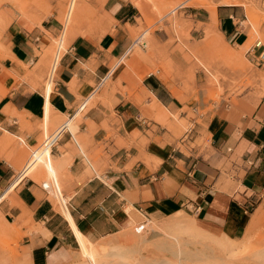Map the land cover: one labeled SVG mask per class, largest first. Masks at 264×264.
I'll return each mask as SVG.
<instances>
[{
	"label": "crops",
	"instance_id": "crops-1",
	"mask_svg": "<svg viewBox=\"0 0 264 264\" xmlns=\"http://www.w3.org/2000/svg\"><path fill=\"white\" fill-rule=\"evenodd\" d=\"M89 1L105 14L110 31L101 38L79 36L71 41L49 96L52 107L47 120V95L41 90L27 92L29 85H19L17 77L24 73L20 62L39 64L36 52L51 43L48 34L57 36L64 30L61 22L48 19L32 32L10 28L7 38L11 56L0 61V89L9 90L0 97V213L22 232H28L22 227L27 220L35 227L23 239L31 264H70L80 251L82 237L98 243L131 228L135 220L129 209L139 217L157 221L184 211L202 225L240 239L251 222L250 210L264 204V95L245 121L247 127L240 131L238 140L235 127L219 118L203 117L211 143L218 141L214 149L220 154L228 158L236 150L244 151L240 161L232 164V184L228 186L215 166L218 157L207 160L198 151L182 153L177 147L181 126L173 123L172 133L154 120L161 113L165 117L164 109L175 112L178 108L175 100L166 105L161 102L156 92L164 84L156 76L147 77L137 92H129L131 79L119 85L128 67L118 62L127 58L134 28H139V12L133 1ZM216 1L221 32L233 44H245V32L239 31L229 15L236 6ZM254 52L264 66V45H258ZM103 79L113 83L104 95L106 103L93 107L78 126L85 152L76 134L68 129L51 148L55 171L65 174L62 213L45 188L54 192L50 182L41 187L27 176L16 183L20 171L15 164L22 152L13 146L12 155L10 148L4 154L2 148L9 140L3 137L7 132L20 139L22 147L32 149L39 144L45 125L52 130L62 123L51 135L54 138L63 124L74 123L85 111L76 113ZM197 129L203 130L200 126Z\"/></svg>",
	"mask_w": 264,
	"mask_h": 264
},
{
	"label": "rangeland",
	"instance_id": "rangeland-1",
	"mask_svg": "<svg viewBox=\"0 0 264 264\" xmlns=\"http://www.w3.org/2000/svg\"><path fill=\"white\" fill-rule=\"evenodd\" d=\"M33 1L0 0V61L11 56V45L7 38L10 28H21L32 32L36 28H41L48 19H57L62 24L60 28H65V23L61 19L68 13L67 15L74 20V27L68 40L67 36L65 38L67 42L63 43L64 51H67L71 41L79 36L101 38L110 31L111 25L107 22L105 14L94 8L89 0H40L39 6ZM132 1L139 12L137 19L139 28H134V41L127 58L118 62V64L123 62L128 67L126 74L118 81L119 85L123 80L131 79L129 92H137L143 89L142 83L147 77L156 76L164 84L157 87L156 92L161 102L166 105L171 99L175 100L178 108L175 112L164 109L165 117H161V113L154 120L172 133L170 126L173 123L181 126V135L176 137L177 147L182 153L190 155L198 151L199 154H204L207 160L218 157L219 160L216 161L215 166L221 171L223 180L229 186L232 184L229 175L232 164L240 161L244 151L236 150L228 158L220 154L214 149V146H218V141L211 143L212 135L207 131L208 125L203 121V117L219 118L225 121L226 125L235 127L234 137L238 140L240 131L247 127L245 121L254 114L258 106L255 107V105L263 97L264 66L261 65L254 50L258 45H264V0H230L233 2L232 5L231 3L223 4L236 6L229 15L233 16L231 19L234 20L239 31L246 34L247 41L241 46L233 44L221 32L216 0ZM63 32L64 30L57 36L48 34L51 43L47 47L41 46V52H36L40 60L38 65L33 67L20 62L24 73L17 77L19 85H29L30 88L27 89L29 93L41 90L46 94L47 89V102L50 101V93L55 87V82L48 80L49 69L58 42L64 37ZM112 85L113 83L109 80L98 93L89 96L91 98L85 111L74 123L68 121L61 126L54 141L48 145L49 148L42 146L45 142H49L53 132L62 123L52 130H48L45 125L39 144L32 149L22 147L21 140L7 132L3 137L9 140L2 148L4 154L9 148L11 154L13 146L21 149L22 153L17 155L18 163L15 164L17 171H20L18 177L22 174L34 178L41 187L44 182H50L54 193L50 192L49 198L59 212L63 213L65 209L66 201L62 193L65 174L63 170L55 171L53 162L50 167L45 164V160L48 157L52 160L51 146L67 129L76 134L85 152L87 148L77 135L78 126L93 107L98 103H106L107 99L104 95ZM125 90L128 92V88ZM8 91V89H0V97L6 96ZM151 97L155 98L153 95ZM80 107L83 105L80 104ZM145 115L150 118L152 116L150 113ZM197 125L203 130L197 129ZM156 131L159 130L156 129ZM45 151L48 153L39 161L36 168L29 170ZM10 157V155L7 156V158ZM90 157L94 159L93 156ZM13 187L8 189L6 195ZM129 213L135 220L131 228L122 230L98 243L90 241V245L85 244L81 239L80 251L79 249L76 251L70 264L89 263L88 246L89 250L95 253L94 258L97 264H199L201 260L198 261L197 258L202 257L199 253H202L203 248L187 241L189 226L210 231L212 237L204 238V242L208 244L222 245L228 250L232 248L235 250L234 253H246L249 250L259 252L255 258L258 259L259 255L260 257L255 261L257 264H264V254H262L264 252V204L256 210L255 208L250 210V213H253L251 222L240 239H234L225 232L202 225L184 211H179L161 221L139 217L134 210ZM22 227L28 228V232H22L17 225L9 224L0 213V264H31L29 250L23 246V239L36 229L28 220ZM154 229L162 233L157 240L151 238ZM175 236L187 237L182 242L184 246L181 247V251L188 252L180 256L181 260H178L179 252L176 250L178 244L176 242L173 244L170 240ZM184 256L187 258H183ZM220 257L221 261H224L229 256L220 253ZM132 259L135 261L131 262Z\"/></svg>",
	"mask_w": 264,
	"mask_h": 264
},
{
	"label": "bare ground",
	"instance_id": "bare-ground-1",
	"mask_svg": "<svg viewBox=\"0 0 264 264\" xmlns=\"http://www.w3.org/2000/svg\"><path fill=\"white\" fill-rule=\"evenodd\" d=\"M34 2V4H36V5H38L39 6V4H40V0H34L33 1ZM224 3H231L230 5H232V3L233 2H231L230 0H224V1H221V4H224ZM229 5V4H228ZM139 6V5H138ZM141 6V5H140ZM139 6V7H140ZM138 7V8H139ZM142 9V8H141ZM139 10H140V8H139ZM145 10V9H144ZM145 13V12H144ZM68 13H66V15L64 16V17H62V19L61 20H63V22L65 23V28H64V32H63V38H64V41L63 42H67L66 40H65V38H66V36H67V40H68V38L70 37V35H71V32H72V28L74 27V20L73 19H71L68 15H67ZM64 26V25H63ZM123 59V58H122ZM117 66V65H116ZM46 89V88H45ZM46 95H47V93H48V90L46 89ZM100 91V90H99ZM98 90L96 91V92H94V94L95 93H98L99 92ZM157 104V103H156ZM51 103H50V101H48L47 102V104H46V108H45V115H46V120H47V118L50 116V113H51ZM155 108V107H154ZM157 108V107H156ZM159 109H160V107H159ZM162 109V108H161ZM68 127V126H67ZM64 132V131H63ZM62 134V133H61ZM52 147V146H51ZM46 148H49V147H46ZM49 151V150H48ZM48 151H45L41 156H39L38 158H37V161H35V163L29 168V170H34L35 168H36V165L39 163V161H41L45 156H46V154L48 153ZM45 164H47L48 166H50V167H52V160H51V158L50 157H48L46 160H45ZM30 171V172H31ZM27 173H28V171H27ZM51 173H52V171H51ZM33 174V173H32ZM39 176V175H38ZM24 177H26V176H24V175H20L18 178H17V181H16V183H18V182H20ZM36 178V177H35ZM53 179H54V177H53ZM53 181V180H52ZM56 185V184H55ZM50 187H51V189H52V186L50 185ZM45 188L49 191V192H52L51 190H49L46 186H45ZM56 188V187H55ZM57 190V189H56ZM52 193H54V192H52ZM131 211V209H129L128 210V212H130ZM67 212V211H66ZM67 218L69 219V222L70 223H73L72 222V220H71V218H70V215H69V213L67 212ZM182 217V216H181ZM149 229V228H148ZM155 230V229H154ZM152 231V236H151V238L152 239H155V240H157V238L159 237V236H161L162 235V233H161V231H158V230H155V231ZM150 231V230H149ZM187 231H188V239H187V237L186 236H184V238L182 237V238H177V236H175V238L174 239H170V240H172V242L171 243H173V242H176L177 244H178V246H177V248H176V250L179 252V259L178 260H181L182 258L180 257V256H182L184 253H185V251H181V247L183 248V244H182V242L183 241H185L186 239H187V241L188 242H191L192 244H197L198 246L200 245V248L202 247L203 248V251L205 252V253H203V251H202V253H199V254H201L202 255V257H200V255H199V257L200 258H197V260L199 261V259L201 260V263H199V264H257V260L259 259V257H260V255H259V257H258V259L257 258H255V256H258V254H259V252H256V251H254V252H251L250 250H249V252H246V253H234L235 252V250L234 249H226V247H222V245H213L212 243H210V244H208V243H206V242H204V238L206 239H208V238H210V237H212V234L210 233V231H208V230H206L205 228H200V227H191V226H189L188 227V229H187ZM130 234V233H129ZM171 235H173V234H171ZM165 236V235H164ZM168 237V236H167ZM173 237H174V235H173ZM179 237V236H178ZM193 237H195L196 239H190V238H193ZM200 237V238H199ZM201 237H202V239H201ZM124 238V236L122 237V239ZM150 238V239H151ZM162 238V237H161ZM197 238H199V239H197ZM166 239V238H165ZM82 240H84V242H85V244H88V245H90V243L88 242V241H86L85 239H83V237H82ZM193 240H195V241H193ZM161 241H163V240H161ZM169 241V240H168ZM158 242H160V241H158ZM245 242V241H244ZM186 243V242H185ZM247 243H248V241H247ZM174 244V243H173ZM172 244V245H173ZM176 244V245H177ZM188 244V243H187ZM87 245V246H88ZM175 245V246H176ZM241 246V245H240ZM173 247V246H172ZM84 249H85V247H83ZM89 246H88V248H87V251H88V253H87V255H88V259L90 260L89 261V263H87V264H97V260L95 261V253H93L91 250H89ZM168 248V247H167ZM175 248V247H174ZM197 248V247H196ZM245 248V247H244ZM192 249V248H191ZM165 250H166V247H165ZM193 250V249H192ZM247 250V249H246ZM167 251V250H166ZM182 252V253H181ZM188 251H186V253H187ZM141 253V252H140ZM185 253V254H186ZM198 253V252H197ZM220 253H224V256L226 255V256H229V257H227V258H225L224 259V261H221V257H220ZM138 254V253H137ZM262 254H264V252L262 253ZM134 255V254H133ZM132 255V256H133ZM194 255H195V253H194ZM116 256V255H115ZM126 256V255H125ZM254 256V257H253ZM262 256V255H261ZM4 257V256H3ZM98 257V256H97ZM127 257V256H126ZM135 257H136V255H135ZM195 257V259H196V255L194 256ZM198 257V256H197ZM253 257V258H252ZM114 258V257H113ZM130 258H133V257H130ZM136 258H138V257H136ZM183 258H187V257H183ZM263 258V257H262ZM257 259V260H256ZM119 260V259H118ZM124 260V259H123ZM133 260V259H132ZM137 260V259H136ZM256 260V261H255ZM135 260H133V261H131V262H134ZM125 262V261H124ZM105 263V262H104ZM108 264V263H107ZM131 264H135V263H131Z\"/></svg>",
	"mask_w": 264,
	"mask_h": 264
},
{
	"label": "built area",
	"instance_id": "built-area-1",
	"mask_svg": "<svg viewBox=\"0 0 264 264\" xmlns=\"http://www.w3.org/2000/svg\"><path fill=\"white\" fill-rule=\"evenodd\" d=\"M63 43L64 42H63V37H62V39H60L59 42H58V45L56 47V50H55V53H54V56H53V60H52V63H51L50 69H49L48 80H51L52 82H55V79L57 78L59 66H60V63H61L63 54L65 53L64 48H63ZM105 82H106L105 79L101 80L100 84L96 87V89H95L94 92H96L97 90L99 91L104 86ZM90 98H88L82 104L83 107H81V109L79 108V110L76 113L81 112L82 110H84L87 107ZM53 141H54V138L51 137L50 140H49V142H45L42 147L43 148L48 147V145L51 144Z\"/></svg>",
	"mask_w": 264,
	"mask_h": 264
}]
</instances>
